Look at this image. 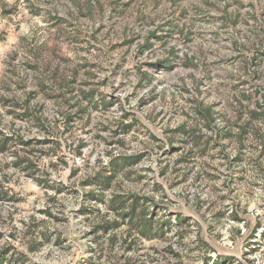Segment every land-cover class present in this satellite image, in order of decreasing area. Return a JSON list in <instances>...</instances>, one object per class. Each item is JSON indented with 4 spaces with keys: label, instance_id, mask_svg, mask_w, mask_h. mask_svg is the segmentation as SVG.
<instances>
[{
    "label": "rangeland",
    "instance_id": "rangeland-1",
    "mask_svg": "<svg viewBox=\"0 0 264 264\" xmlns=\"http://www.w3.org/2000/svg\"><path fill=\"white\" fill-rule=\"evenodd\" d=\"M196 105L220 129L264 117V0H0L7 263L264 264V121L243 151L222 135L191 153ZM120 157L140 159L101 209L85 182ZM118 194L171 228L95 234Z\"/></svg>",
    "mask_w": 264,
    "mask_h": 264
},
{
    "label": "trees",
    "instance_id": "trees-1",
    "mask_svg": "<svg viewBox=\"0 0 264 264\" xmlns=\"http://www.w3.org/2000/svg\"><path fill=\"white\" fill-rule=\"evenodd\" d=\"M165 64H169L168 66L173 65L170 61H167ZM93 93L94 91L91 93L92 96ZM196 106L195 110L197 114L202 116L196 117V119L200 124H204L205 129L207 128L205 135L203 132H200L202 129H188L186 125H183L179 130V132H183V138H186L188 142H192L190 149L191 153L194 149L201 150L203 153L206 152L212 143L220 140L222 135L227 139L237 138L242 144V149H240V151H243L245 147V138L250 134H256V130L259 129L257 123L260 120L264 121V117H249L243 125H239L238 127L225 126L220 129L215 126L216 117H213V110L211 107H207L203 110L201 105ZM259 114L260 113L257 114L255 112L256 116ZM236 128L238 129L237 132L235 131ZM208 133H210V136H208ZM2 148L5 150L7 146L3 145ZM139 159L140 158L137 157H120L113 159L111 162L112 173L111 171H107L110 172V175H107V172H102L85 182V185H91L95 188L93 191L86 194L87 201L103 203L104 193L111 188L116 171L127 166H133ZM6 196L5 192H0V199H4ZM146 208H148L147 203H144L143 199L139 197H125L120 194L113 196L108 210L111 214L117 216L114 218H109L108 215L103 216L100 224L95 228V234L99 232H101V236L113 234L110 241L112 244H115L117 237L114 232L120 228L122 222H128L131 227H133L132 229H136L139 236L142 238L152 239L157 236L165 235L167 230L171 228L172 222L166 221L162 224L157 223L154 218L155 213L150 214L148 211L149 209L147 210ZM84 210L85 215H91L93 213L101 214L100 209L96 207H87L86 209L84 208ZM6 254V251H0V264H8L5 256Z\"/></svg>",
    "mask_w": 264,
    "mask_h": 264
},
{
    "label": "built area",
    "instance_id": "built-area-1",
    "mask_svg": "<svg viewBox=\"0 0 264 264\" xmlns=\"http://www.w3.org/2000/svg\"><path fill=\"white\" fill-rule=\"evenodd\" d=\"M93 202H95L94 204H95L96 206H98L99 208L102 209L101 205L96 204V201H93ZM93 207H94V206H93ZM96 208H97V207H96ZM99 208H98V209H99Z\"/></svg>",
    "mask_w": 264,
    "mask_h": 264
}]
</instances>
